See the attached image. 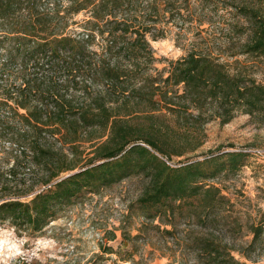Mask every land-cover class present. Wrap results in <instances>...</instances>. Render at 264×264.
Segmentation results:
<instances>
[{
    "label": "trees",
    "instance_id": "16d2710c",
    "mask_svg": "<svg viewBox=\"0 0 264 264\" xmlns=\"http://www.w3.org/2000/svg\"><path fill=\"white\" fill-rule=\"evenodd\" d=\"M81 12L76 33L68 27ZM172 21L199 40L159 68L150 40ZM222 38L223 50L206 43ZM240 54L264 56L260 0H0V127L17 145L0 166V222L38 236L72 201L134 179V202L151 222L204 225L211 217L217 230L237 227L228 196L206 182L228 171L224 161L208 167L222 156L173 165L156 152L191 154L203 124L264 113V82L230 67ZM225 155L231 169L245 156ZM25 167L43 186L7 197ZM251 228L252 244L264 223ZM200 242L209 264H245L227 243Z\"/></svg>",
    "mask_w": 264,
    "mask_h": 264
},
{
    "label": "rangeland",
    "instance_id": "374dc122",
    "mask_svg": "<svg viewBox=\"0 0 264 264\" xmlns=\"http://www.w3.org/2000/svg\"><path fill=\"white\" fill-rule=\"evenodd\" d=\"M260 5L264 8V0H260ZM86 17V12L77 14L74 19L78 22L68 28L75 29L76 33L82 31L79 23ZM215 21L217 24L218 20ZM168 25L163 37L150 40L159 68L167 60L185 54L191 43L199 40L195 31L180 28V21ZM201 35L206 37L207 34L204 31ZM225 39L206 43L223 50L227 46L222 42ZM229 63L232 69L238 65L250 70L256 79L264 82V56L240 54L231 57ZM3 126L0 127V166L6 167L12 161H6L5 153L17 145L8 140L10 130ZM54 141L50 138L49 143ZM196 142L197 148L191 154L172 158L156 154L173 165L222 156L208 163V167L224 161L228 171L206 182L217 184L228 196L231 211L240 223L237 227L229 225L217 230L211 217L204 225H198L194 219H179L175 227L164 222L158 224L157 219L151 222L134 202L141 183L126 179L105 187L100 193H88L72 201L41 235L20 234L11 223L0 222V264H209L200 250V241L208 239L222 245L227 243L228 248H234H230L234 257L245 264H264V231L250 243L252 223H264V113H237L226 123L211 120L201 126ZM55 144L58 146L59 142ZM227 153H244L242 165L231 169V156L225 155ZM186 155L191 156L186 158ZM32 170L27 167L20 170L5 192L7 197L18 195V191L28 185H33L34 189L43 186L31 175ZM23 173H26L25 185ZM16 181H19L18 186H15ZM112 231L116 236L110 239ZM197 237L200 241L195 243ZM105 247L111 250L105 251Z\"/></svg>",
    "mask_w": 264,
    "mask_h": 264
}]
</instances>
